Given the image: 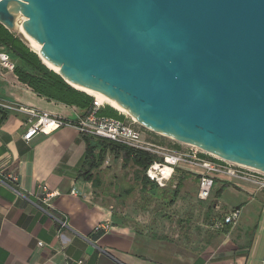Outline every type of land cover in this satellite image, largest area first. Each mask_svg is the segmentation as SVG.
Segmentation results:
<instances>
[{"label":"water","instance_id":"1","mask_svg":"<svg viewBox=\"0 0 264 264\" xmlns=\"http://www.w3.org/2000/svg\"><path fill=\"white\" fill-rule=\"evenodd\" d=\"M20 15L41 61L70 86L105 95L153 133L264 172V0H0L8 31Z\"/></svg>","mask_w":264,"mask_h":264},{"label":"crops","instance_id":"2","mask_svg":"<svg viewBox=\"0 0 264 264\" xmlns=\"http://www.w3.org/2000/svg\"><path fill=\"white\" fill-rule=\"evenodd\" d=\"M0 105L9 107H0V264H264V191L217 178L203 207L191 168H176L174 176L180 175L170 196L165 188L174 177L160 187L113 153L107 156L117 165L120 159L123 171L135 167L133 176L106 168L105 160L86 180L85 136L64 127L27 142L32 119L21 108L69 121L83 110L40 97L3 68ZM40 184L58 194L50 207L37 197ZM138 196L146 202L141 213ZM235 210L236 225L214 228ZM107 222L108 232L96 231Z\"/></svg>","mask_w":264,"mask_h":264},{"label":"built area","instance_id":"3","mask_svg":"<svg viewBox=\"0 0 264 264\" xmlns=\"http://www.w3.org/2000/svg\"><path fill=\"white\" fill-rule=\"evenodd\" d=\"M0 68L12 72L15 69V62L4 51H0ZM105 105H100L94 100L92 108L75 121L64 120L34 109L21 108V111L32 119L31 126L24 134V140L29 142L37 135H49L64 127L76 128L81 135L86 137H95L127 147L134 152H145L153 156L154 160L144 174L146 178L160 187L166 186L172 180L176 168L189 167L199 176L197 198L201 202H206L210 198L217 178H225L234 184H245L258 191H264V172L214 157L193 146H190L191 150L188 154L171 151L147 140L144 128L131 116L121 114L124 119L99 116L98 112L105 108ZM0 107L7 108L8 106L0 105ZM12 179L18 180L17 177H12ZM13 191L18 194L17 191ZM57 195L56 192H51L46 184L38 186L37 197L47 207L51 206L52 199ZM239 217L238 210L232 211L217 220L214 228L222 231L228 226H234L238 223ZM60 223L62 227H67V223ZM109 230L108 222L99 225L96 229L103 233ZM38 245L42 247L43 243L39 242Z\"/></svg>","mask_w":264,"mask_h":264},{"label":"trees","instance_id":"4","mask_svg":"<svg viewBox=\"0 0 264 264\" xmlns=\"http://www.w3.org/2000/svg\"><path fill=\"white\" fill-rule=\"evenodd\" d=\"M0 51L8 53L15 62L14 74L19 81L28 85L40 97L68 106H75L85 113L92 108L94 103L92 96L71 87L59 74L44 65L37 53L21 37L8 31L1 24ZM98 115L124 119L110 106L100 109ZM84 140L87 146V156L81 174L86 180L92 179V172L102 166L110 153L122 155L125 163L132 161L141 170V173L145 172L154 160L153 156L145 152H134L127 147L95 137L85 136ZM143 178L144 180L148 179L145 176ZM179 187L180 183H178L177 191Z\"/></svg>","mask_w":264,"mask_h":264},{"label":"rangeland","instance_id":"5","mask_svg":"<svg viewBox=\"0 0 264 264\" xmlns=\"http://www.w3.org/2000/svg\"><path fill=\"white\" fill-rule=\"evenodd\" d=\"M20 17H21L20 18V24H23V18H22L23 16L20 15ZM13 33L16 36L21 37L23 39V41L29 46V43L25 39V36L23 34H21L17 29L14 30ZM94 100H95V98H94ZM107 106H110V105L106 104L105 107H107ZM110 107H112V106H110ZM114 110H116V109H114ZM117 112L119 114H122L119 111H117ZM122 115H125V114H122ZM143 130H144V134L146 135V137L149 138L155 144H158L160 146L166 147L169 150L174 151V152L186 153V154L190 153V150H191L190 145L179 143V142L174 141V140H172L170 138H167V137L158 135L156 133H153V132H151V131H149V130H147L145 128ZM106 161L107 162L109 161V164L106 165V168L114 169V168H117V166H118V172H119L118 174H120V175L126 174V175L133 176V174L135 172V167L133 165H129V167L127 169H125L124 171H123V169H120L119 166H120L121 160L118 159V165H117L116 162L113 163V161H114L113 155L107 156ZM106 174H108V173H106ZM179 175L178 174L175 175L173 181L171 183H169L168 186L165 188V192L167 194H169L170 196L172 195V192L175 190V187H176L177 182H178ZM188 181H191V179H189ZM193 182H194V184L196 183V181H193ZM145 203L146 202L143 201V200H140L139 196H138V198L136 199V201L134 203V204H137L138 206L136 205L135 208L140 210L141 206H145ZM200 204H201V206L205 207V206H207V204H209V202L208 203L207 202H200ZM141 212H142V210H140V213Z\"/></svg>","mask_w":264,"mask_h":264},{"label":"bare ground","instance_id":"6","mask_svg":"<svg viewBox=\"0 0 264 264\" xmlns=\"http://www.w3.org/2000/svg\"><path fill=\"white\" fill-rule=\"evenodd\" d=\"M21 18V17H20ZM23 18V22L26 21V18L25 17H22ZM23 24H19V27L17 28V30L23 34L25 36V39L28 41L29 43V46L31 47V49L33 51H35L37 54H40V50H41V47L37 46L33 41L32 39L26 34L25 30L23 29L22 27ZM44 64H46V66L59 73L60 72V69L54 67L53 65H51L50 63L46 62L45 60H43ZM71 86H73V88H75L76 90H79L81 92H85L86 94L92 96L93 98H95V100L98 102V104L100 105H103V104H108L110 106H112L114 109H116L117 111H119L120 113L122 114H125V115H128L130 116V114L127 112V110L123 109L121 106H119L116 102L110 100L108 97H106L105 95H101V94H98V93H94V92H91L89 90H85L75 84H72ZM136 122H138L135 118H133ZM169 172V170H168Z\"/></svg>","mask_w":264,"mask_h":264}]
</instances>
